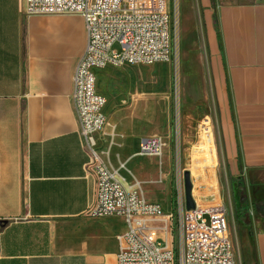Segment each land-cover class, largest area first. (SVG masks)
<instances>
[{"label": "crops", "instance_id": "1", "mask_svg": "<svg viewBox=\"0 0 264 264\" xmlns=\"http://www.w3.org/2000/svg\"><path fill=\"white\" fill-rule=\"evenodd\" d=\"M201 5L222 163L235 191L237 182L244 184L250 219L243 236L250 238L255 263L264 264V218L252 193L264 188V0ZM87 40L81 16L27 17L25 0H0V264H117L125 220L87 215L96 182L73 102ZM107 118L100 142L107 149L114 139L103 160L114 169L133 167L140 156L136 142L140 149L151 136L143 137L129 119ZM196 142L185 136L187 148ZM206 171L210 183L196 198L221 201ZM168 194L165 214L174 209ZM143 195L162 207L160 195ZM163 225L155 224L162 245L171 240Z\"/></svg>", "mask_w": 264, "mask_h": 264}, {"label": "built area", "instance_id": "2", "mask_svg": "<svg viewBox=\"0 0 264 264\" xmlns=\"http://www.w3.org/2000/svg\"><path fill=\"white\" fill-rule=\"evenodd\" d=\"M81 16L87 30V47L74 74V107L89 155L88 167L96 182L90 218L119 217L127 232L118 238L117 264H242L231 237L229 209L220 200L198 202L187 210L185 190L178 186L174 209L165 214L160 204L124 184L126 164L110 167L113 145L100 142L109 126L107 99L96 88L95 70L107 67L150 66L176 57V26L169 0H25V16ZM165 145L159 136L144 138L140 156L161 158ZM162 222L171 240L159 244L155 224Z\"/></svg>", "mask_w": 264, "mask_h": 264}, {"label": "rangeland", "instance_id": "3", "mask_svg": "<svg viewBox=\"0 0 264 264\" xmlns=\"http://www.w3.org/2000/svg\"><path fill=\"white\" fill-rule=\"evenodd\" d=\"M216 2L220 0H212ZM203 3L204 0H169L176 26L173 61L95 70L96 88L107 99L105 114L111 122L129 119L143 137L162 136L168 144V152L161 158L139 156L137 163L123 172L125 186L147 195H160L162 208L168 212L169 189L173 205L177 188L181 186L184 192V176L191 169L196 196L197 190L204 191L210 183L206 179L209 168L216 189L221 190L220 199L229 209L227 220L234 251L242 264H256L250 238L248 234L243 236V225L235 218L239 193L234 189L235 180L226 176L219 149ZM185 134L197 139L189 148L184 145ZM136 145L139 152L138 142Z\"/></svg>", "mask_w": 264, "mask_h": 264}, {"label": "trees", "instance_id": "4", "mask_svg": "<svg viewBox=\"0 0 264 264\" xmlns=\"http://www.w3.org/2000/svg\"><path fill=\"white\" fill-rule=\"evenodd\" d=\"M238 193L239 206L235 210V218L237 222L248 226L250 211L243 182L238 183ZM252 193L254 198L253 207L264 218V188H254Z\"/></svg>", "mask_w": 264, "mask_h": 264}, {"label": "water", "instance_id": "5", "mask_svg": "<svg viewBox=\"0 0 264 264\" xmlns=\"http://www.w3.org/2000/svg\"><path fill=\"white\" fill-rule=\"evenodd\" d=\"M184 186H185L184 189H185L186 207H187V210H192L195 208V203L192 197L193 185L191 182V175L189 172L185 173Z\"/></svg>", "mask_w": 264, "mask_h": 264}, {"label": "bare ground", "instance_id": "6", "mask_svg": "<svg viewBox=\"0 0 264 264\" xmlns=\"http://www.w3.org/2000/svg\"><path fill=\"white\" fill-rule=\"evenodd\" d=\"M165 145V144H164Z\"/></svg>", "mask_w": 264, "mask_h": 264}]
</instances>
